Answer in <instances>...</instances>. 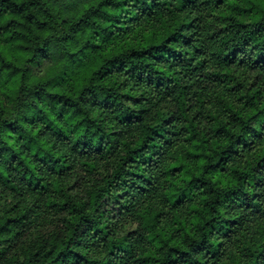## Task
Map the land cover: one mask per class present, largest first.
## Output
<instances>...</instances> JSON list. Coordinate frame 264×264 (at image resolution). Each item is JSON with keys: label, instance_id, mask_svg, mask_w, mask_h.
<instances>
[{"label": "clouds", "instance_id": "9594fccd", "mask_svg": "<svg viewBox=\"0 0 264 264\" xmlns=\"http://www.w3.org/2000/svg\"><path fill=\"white\" fill-rule=\"evenodd\" d=\"M0 264H264V0H0Z\"/></svg>", "mask_w": 264, "mask_h": 264}]
</instances>
